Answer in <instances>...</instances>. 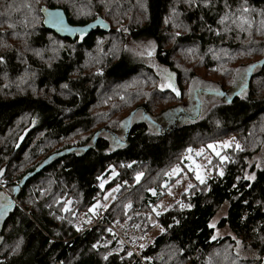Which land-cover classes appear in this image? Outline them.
<instances>
[{"label": "trees", "instance_id": "obj_1", "mask_svg": "<svg viewBox=\"0 0 264 264\" xmlns=\"http://www.w3.org/2000/svg\"><path fill=\"white\" fill-rule=\"evenodd\" d=\"M226 3L234 11L241 0H209L208 7L203 0L195 7L187 0H0V177H10V198L23 206L9 198L0 208V264H254L233 254L234 239H212L208 225L223 207L218 227L227 226L260 264L264 168H249L254 180L243 175L244 158L264 137V17L257 15L264 0H247L255 10L248 32L218 23ZM55 8L70 25L101 21L108 30L62 39L42 23ZM144 40L154 42V60L174 76L179 98L158 87L156 71L130 57L126 45ZM162 115L164 128L155 120ZM215 135L233 136L244 155L232 154L224 175L212 172L206 186L190 174L195 187L178 201L191 208L177 201L155 215L164 232L139 256H127L103 226L123 225L117 228L131 244L137 234L149 235L145 216L175 181L162 188V172L185 160L186 149L217 143ZM112 170L117 175L101 190L97 177L106 180ZM138 172L147 173L139 182ZM118 185L97 220L103 226L77 231L79 214L96 220L88 208ZM67 201L71 211L64 212Z\"/></svg>", "mask_w": 264, "mask_h": 264}, {"label": "rangeland", "instance_id": "obj_2", "mask_svg": "<svg viewBox=\"0 0 264 264\" xmlns=\"http://www.w3.org/2000/svg\"><path fill=\"white\" fill-rule=\"evenodd\" d=\"M149 42L152 43V45L154 46V49H155V44H154L153 41H146V40H144V41L132 42L131 44L128 43L126 45V47L129 50L130 57L136 63L144 64V65L152 68L154 71H156V69H163V68L159 67L157 65V63L155 62V60H154V53H153V56L151 58H148L146 55L141 56V55H137L136 54L137 52L142 51L143 48L146 47ZM253 58H251V59H253ZM243 61L245 62L246 60H243ZM150 64L153 65V66H150ZM156 74H157V71H156ZM157 76H159V75L157 74ZM230 80H231V76H230ZM183 88H184V90L187 89V83H183ZM164 90H168V89L165 88ZM185 92L186 91H184V93ZM198 100H200V99H198ZM195 103L196 102H192L193 105H195ZM161 117L160 118H156L155 120L161 125L162 128H164V126L167 124V122H166V117L167 116H163L162 115ZM214 139H216L215 142H217V143H213V144H220V143H222L224 141H229V142H233L234 141L235 143H239L233 136H230V137H228V138L225 139L221 135H215L214 136ZM200 149H203L204 150L203 151V154L201 156H196L195 155L196 151L197 150H200ZM218 150L221 151V155H227L229 157V159H230V157H231L232 154H233V157L244 155L243 154L244 153L243 152L244 150L237 151L235 149V144L234 143H233V147H231V148H228V149H218ZM190 155H192L193 160L195 161V163L201 164V165H204L205 166L204 169H202V171H206L208 169H211V171L209 172V174L207 176H210L212 172L213 173L217 172V169L223 170V167L228 162V161H225L223 164H221L219 158L216 157L214 155V153H212V151L207 148V146L202 147V148L200 147L199 149H195ZM207 158H211L212 164H208ZM183 161H180V162L177 163V165L173 166V167H179L181 169V172H180L179 176H174V177L170 178V177H168V176L165 175V173L166 172H169L173 167L167 168V170H164L162 172V178L164 177V179H165L163 181V184L162 185H164L166 187V185L168 184V182L170 180H175V181H174L173 184H171L170 186L167 187V189L165 191V195L167 194L166 197L158 203L159 205H161V208L158 209V211H160L161 213L165 212L163 210L165 207H167L169 209L170 207H168V206L169 205L172 206L174 203H176L181 198V195L183 193H185V187L187 186V184L189 182L192 183V181H190V179H189L190 174H191L192 178L194 179V174L192 172H189L188 171V165L191 163V161L187 160L186 158ZM244 161L246 163V169H245V172H244V175L243 176H245L246 174H254V172L249 173L248 170H249L250 167H253V169H255V170H260V169L264 168V137H263V140L260 143V147L258 148V150L254 154H252L251 156H246L244 158ZM257 162H260L262 164V166L260 168H257L256 167V163ZM140 173H143V172H140ZM135 175H134V177H135ZM146 175H147V173H143V176L141 177V179L145 178ZM176 179H180V184H176ZM9 180H10V177H8V178L0 177V208L8 202V199L11 196L10 191L7 189V185H9V183H10ZM106 181H108V183L110 181H113L112 175L110 177H108L106 179ZM134 181H136V180L134 179ZM194 181H196V180L194 179ZM196 183H198V182L196 181ZM131 185L132 184H130V182L125 183L124 192L127 191V190H130ZM165 187H163V188L165 189ZM169 190L171 191V195L168 194L169 193ZM109 193H111L112 196H115V193L116 192L115 193H112V189H110L105 194H109ZM10 200H12V197L10 198ZM112 200L113 199H109L108 201H106V203H107L108 206L110 205V203L112 202ZM100 201H101V203H105V201L103 199L100 200ZM12 202H11L12 204L17 205L20 208L23 207L22 204L20 202H18V201L16 202V201L12 200ZM27 203L30 204L29 201H27ZM224 215H225V208L223 207V208H221L219 210V212L216 214V216L211 221V223H215V228H213L214 229V234L217 236L216 239H218V238H224V237H230V238L233 239L234 236L231 233V231L228 229L227 226H222L220 228L218 227V223H219L220 219L222 217H224ZM149 216H151L152 220H155L156 221L155 213H153L151 211V208H149L148 214H147V216H145L146 219ZM80 218H81V214H79V216L77 218L78 220H76L74 222V227L75 228L77 226L79 227ZM147 222H148L147 225H149V226L152 227L151 233L149 235H147V236L145 235L143 239H140L141 235H138L137 234V237L141 241L138 239L139 242L134 243V244H131L130 242H127L126 240H124V238L121 236V234H120V232H119V230L117 228V227H120V226H116V227L113 226L114 228H112L111 231H112V233H115V236L118 238L119 241H123L122 246H124L125 249H127L128 251H131L134 256H136V255L139 256L138 251L140 249H136V245L138 243H141V244L144 245V247L148 246L151 243L152 239L161 232L160 231V228L153 226L148 221V219H147ZM99 226H103V225H99ZM103 227H105V226H103ZM105 228L108 229L107 227H105ZM127 234L129 235V237H131L134 233L133 232H127ZM232 251H233V254L238 259L249 261V263H254L255 264L254 261H256V259L258 258V255H257V253L254 250H252L248 246H243L242 244H241V248L239 249V256L236 255V244H234ZM257 262L260 263V264H264V258L261 259V260H259V261H257Z\"/></svg>", "mask_w": 264, "mask_h": 264}, {"label": "snow or ice", "instance_id": "obj_3", "mask_svg": "<svg viewBox=\"0 0 264 264\" xmlns=\"http://www.w3.org/2000/svg\"><path fill=\"white\" fill-rule=\"evenodd\" d=\"M38 2V0H37ZM187 2L190 4V6H198L197 4V0H187ZM203 5L205 7H208L209 6V0H203ZM141 7H143V5H141ZM225 8H226V11L224 13V15H222L220 17V20L218 21L219 24L223 25L224 26V30L225 31H230L232 29V26L234 25L239 31H242V32H248L249 30H251L253 28V21L252 19L250 18L251 17V13L254 12L255 10L254 9H250L247 5V0H241V3L237 6V8L234 10V11H229V6L227 5V3L225 4ZM146 10V9H145ZM40 11H46L45 9H40ZM174 11V10H173ZM257 15H261L262 17H264V13H257ZM50 16V19H51V22L52 23H55L57 24L59 27L63 28L64 25H63V21L60 20L59 16L58 15H53V14H49ZM230 21V23H227ZM167 22V21H166ZM261 25L264 26V20L261 21ZM178 27V25H176ZM9 27H12V25H9ZM259 31V29H257ZM119 31V29H118ZM180 33L177 32L175 35L178 36ZM217 35H219V33H217ZM139 47V46H138ZM190 52L191 51H194V50H189ZM210 52H212V49H209ZM153 53H154V46L152 45L151 42L148 43V45L146 47L143 48L142 51L140 52H137L136 54L137 55H146L148 58H151L153 56ZM215 55V53H213ZM0 63H3V58L0 57ZM150 66H153L150 64ZM157 71V74L160 76V79H161V83L158 85V87L161 89V90H164L165 88L167 89H170L177 98L180 97L181 93L180 91L177 89L176 85L173 83V78H172V74L169 73L167 70H164V69H156ZM243 79L244 77L241 76L240 77V80H241V83L239 85L240 87V91L241 93L244 92V85H243ZM235 82V78H234V81ZM61 87L63 88H67V85H62ZM205 89L208 88V86H203ZM190 88H192V86H190ZM219 95H223V93H219ZM35 119H33L32 123L35 124ZM264 130V129H262ZM233 143L235 144V149L237 151H242V147L239 143H235L234 141L233 142H229V141H224L220 144H208L207 145V148L210 149L212 151V153H214V155L216 157L219 158L221 164H223L225 161H229V157L227 155H221V151L218 150V149H228V148H231L233 147ZM203 149H200V150H197L195 155L196 156H201L203 154ZM186 152L189 154L187 155L185 158L189 161H191V163L188 165V171L189 172H192L194 174V179L200 184V185H205L206 186V176L209 174V172L211 171V169H208L206 171H202V169H204V165H201V164H197L195 163V161L193 160V157L192 155H190L192 152H193V149L192 148H188L186 149ZM208 160V164H212V160L211 158H207ZM232 162V161H230ZM262 166V164L260 162H257L256 163V167L257 168H260ZM111 167V166H110ZM130 167V165H129ZM181 172V169L179 167H173L169 172H166L165 175L172 178L174 176H179ZM3 174V170L0 169V175ZM216 174L218 176H223L224 173L222 170L220 169H217V172ZM111 175L112 177H115L117 175V173L115 172V170H112L111 172ZM143 176V173H136L134 179L139 182L141 177ZM237 179H240L239 177ZM243 179L245 180H248V181H251V180H254L255 179V176L254 174H246ZM97 180L100 181V184H99V187L101 188V190L104 189V185L105 183H107L106 180H103L101 179V177H97ZM176 184H180V179H176ZM161 187H165L164 185H161ZM195 186L189 182L187 184V186L185 187V193H188V190L189 189H193ZM233 187H235V185H233ZM119 191V185L116 187V188H113L112 189V193H115V192H118ZM149 192L152 193V195H156V192L155 190L153 189H148ZM169 195H171V191L169 190ZM109 199H115L114 196L111 195V193L109 194H105L104 197H103V200L105 201V203H101L100 200H97L96 203L92 204L87 212L88 213H91L92 216H97L100 214V210L101 209H107L108 205L106 203V201H108ZM57 203H59V201H57ZM179 204V207L181 209H184V208H191V205L190 204H184L182 202H177ZM71 204V201H67L64 203L63 205V208H62V211L64 212H69L71 211L70 208H69V205ZM4 207H7V206H4ZM125 210H127L130 205H125ZM168 207H171V205H169ZM161 208V205H156L155 207H151V211L153 213H155L156 216H160L162 213L160 211H158V209ZM164 211H167L168 208L165 207L163 209ZM73 216H75V213H73ZM63 217H57V219H62ZM81 221L83 223H91V218H89L87 216V214H85V216L81 217L80 218ZM148 221L155 227H159V225L156 223L155 220H152L151 216H149L148 218ZM209 228H215V223H209ZM121 227H123V225H121ZM133 227H136V228H139L140 226L139 225H133ZM169 227H171V225H169ZM76 230L77 231H80V227H76ZM106 231H109L110 234L113 235V237H115V233H112L111 229H106ZM160 231L161 232H164V229L163 228H160ZM144 237L141 236L140 239H143ZM217 236L215 234H213L212 236V239L213 240H216ZM233 239L235 240V243H236V255L239 256V249L241 248V241L240 240H237L235 237H233ZM118 244H121L123 243V241H117ZM105 248L107 247V243H105L103 245ZM19 247V245H17V248ZM93 249H96L98 247L97 244H93L92 245ZM139 248L140 249H143L144 248V245L143 244H140L139 245ZM113 253L112 252H108L104 257L103 259L107 260L109 256H111ZM133 255V253L131 251H128L127 252V256L131 257ZM147 259V258H145ZM232 264H236V261L233 260L232 261Z\"/></svg>", "mask_w": 264, "mask_h": 264}, {"label": "water", "instance_id": "obj_4", "mask_svg": "<svg viewBox=\"0 0 264 264\" xmlns=\"http://www.w3.org/2000/svg\"><path fill=\"white\" fill-rule=\"evenodd\" d=\"M50 13L53 15L59 16L60 20L63 21V25H64L63 28H61L57 24L51 22V19L49 16ZM42 23H43V27L45 29L51 31L56 36H58L62 39H70V40H74L76 35L88 33L90 31L96 30L97 28L102 29L104 31L108 30V25L106 23L101 22V21L91 22V23H88V24L82 25V26L70 25L68 22L66 14L64 13V11L62 9H59V8H55V9H51V10L46 11V13L44 14ZM172 78H173V83L176 85V83L174 81V79H175L174 76H172ZM39 170L40 169H38L37 171H39Z\"/></svg>", "mask_w": 264, "mask_h": 264}, {"label": "built area", "instance_id": "obj_5", "mask_svg": "<svg viewBox=\"0 0 264 264\" xmlns=\"http://www.w3.org/2000/svg\"><path fill=\"white\" fill-rule=\"evenodd\" d=\"M104 213H105V209H101V210H100V214L96 216V220H91V223H82V224L79 226L80 229H81L80 231H81V232H84L85 230H87V229H89V228H91V227H94V226L99 225V223H97V220L100 219V218H102L103 215H104ZM105 227H107L108 229H111V230H112V228L109 227V226H106V225H105ZM140 244H141V243H138V244L136 245V249H140V248H139V245H140ZM136 256H137V255H136ZM141 263H143V261H141Z\"/></svg>", "mask_w": 264, "mask_h": 264}, {"label": "flooded vegetation", "instance_id": "obj_6", "mask_svg": "<svg viewBox=\"0 0 264 264\" xmlns=\"http://www.w3.org/2000/svg\"><path fill=\"white\" fill-rule=\"evenodd\" d=\"M158 79H159L158 81H159V84H160V83H161V79H160V77H159V76H158ZM168 90L170 91V89H168Z\"/></svg>", "mask_w": 264, "mask_h": 264}]
</instances>
